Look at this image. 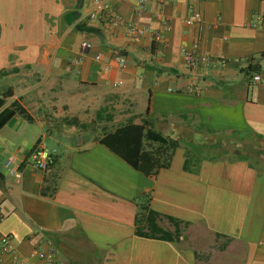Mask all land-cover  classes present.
<instances>
[{"label":"crops","instance_id":"crops-1","mask_svg":"<svg viewBox=\"0 0 264 264\" xmlns=\"http://www.w3.org/2000/svg\"><path fill=\"white\" fill-rule=\"evenodd\" d=\"M109 2L121 25L83 18L91 0H0V112L16 102L30 117L0 128V233L32 264L37 248L56 264H264V0ZM128 24L145 33L129 39ZM192 43L210 57L196 69L180 51ZM43 82L131 98L134 123L178 141L169 166L143 174L98 127L68 122ZM38 141L53 154L44 171L29 158ZM146 208L167 231L178 222L172 239L136 233Z\"/></svg>","mask_w":264,"mask_h":264},{"label":"trees","instance_id":"trees-1","mask_svg":"<svg viewBox=\"0 0 264 264\" xmlns=\"http://www.w3.org/2000/svg\"><path fill=\"white\" fill-rule=\"evenodd\" d=\"M3 103L4 99L0 97V106ZM10 106V108L3 109L0 112V128L15 113L23 114L30 118L21 105L12 102ZM147 112L148 108H146ZM96 116L97 118H102L100 110L97 111ZM103 134L100 138L101 143L147 176H153L157 174L160 168L169 166L172 154L178 145L176 139L163 136L160 132L151 128L150 123L146 120H143L142 123L128 121ZM146 210L147 214L143 222L147 225V231H144L140 226L141 219H139L136 233L139 236L172 239L175 236L174 234L157 225L158 213L147 208ZM168 220L174 224L175 231H177L178 222L172 217H168Z\"/></svg>","mask_w":264,"mask_h":264},{"label":"rangeland","instance_id":"rangeland-1","mask_svg":"<svg viewBox=\"0 0 264 264\" xmlns=\"http://www.w3.org/2000/svg\"><path fill=\"white\" fill-rule=\"evenodd\" d=\"M39 80L38 77L34 78L35 82ZM34 81L26 83L25 87L34 84ZM50 84L48 86L43 82L42 85L37 87L45 95L43 99L48 100V103L53 105L54 109L63 110L64 118L68 122L84 129L98 127L99 132L111 131L125 122L139 121L142 114L137 110L136 102L117 92H102L94 85L83 84V86L74 88L68 87L65 89L62 87L61 93H57L58 86H50ZM98 110L101 111L102 115L100 119L96 117ZM146 214L147 212H142L140 218H144ZM156 222H158L157 219ZM163 222L166 223V221ZM141 227L144 231H147L145 222L141 224ZM170 232L174 234L175 230H170Z\"/></svg>","mask_w":264,"mask_h":264},{"label":"built area","instance_id":"built-area-1","mask_svg":"<svg viewBox=\"0 0 264 264\" xmlns=\"http://www.w3.org/2000/svg\"><path fill=\"white\" fill-rule=\"evenodd\" d=\"M139 7H142L146 0H135ZM91 6L88 8L85 13H83V18L88 20H98L104 19L113 23L114 25L122 24V16L114 10L109 0H91ZM257 20L261 21V16H257ZM189 22L197 23L198 25L202 24V16L201 13L193 10L188 17ZM254 25V23H252ZM126 27V34L129 36V39H135L137 35L145 33L143 29H139L134 27L131 24H128ZM154 37L158 38V35H154ZM82 48L88 47L86 42L81 44ZM181 55L185 62V65L189 69H196L199 67L200 63L207 64L210 61V57L207 54L198 53V44L192 43L190 47L183 46L180 49ZM100 56L96 55L98 59ZM116 61L118 65L123 66L125 64V58L122 55H117ZM225 60L221 59V64H224ZM261 80V76L258 73H253L251 75L252 82H259ZM29 158L35 168L39 170H47L49 165L53 161L52 152L48 151L44 146L43 142L38 141L29 151ZM12 161V157H10L7 161L9 164ZM35 254L39 258L44 259V264H56L55 260L50 256L49 252H45L44 249L37 248L35 249ZM10 255V263L8 264H32L30 260L27 258H23L17 255L16 251L12 246V237L10 235H5L0 233V264H3L2 255Z\"/></svg>","mask_w":264,"mask_h":264}]
</instances>
